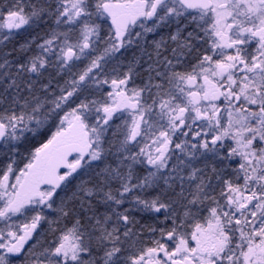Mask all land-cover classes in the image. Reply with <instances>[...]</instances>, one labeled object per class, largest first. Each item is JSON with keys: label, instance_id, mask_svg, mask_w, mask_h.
I'll list each match as a JSON object with an SVG mask.
<instances>
[{"label": "snow or ice", "instance_id": "6c2138e0", "mask_svg": "<svg viewBox=\"0 0 264 264\" xmlns=\"http://www.w3.org/2000/svg\"><path fill=\"white\" fill-rule=\"evenodd\" d=\"M0 264H264V0H0Z\"/></svg>", "mask_w": 264, "mask_h": 264}, {"label": "trees", "instance_id": "16d2710c", "mask_svg": "<svg viewBox=\"0 0 264 264\" xmlns=\"http://www.w3.org/2000/svg\"><path fill=\"white\" fill-rule=\"evenodd\" d=\"M24 37H23V35H21L20 37H18V39H20V40H22Z\"/></svg>", "mask_w": 264, "mask_h": 264}]
</instances>
